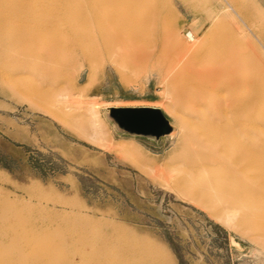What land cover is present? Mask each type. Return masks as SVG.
Here are the masks:
<instances>
[{"label": "rangeland", "instance_id": "rangeland-1", "mask_svg": "<svg viewBox=\"0 0 264 264\" xmlns=\"http://www.w3.org/2000/svg\"><path fill=\"white\" fill-rule=\"evenodd\" d=\"M43 1L30 4L48 21ZM164 2L172 16L163 25L170 24L169 38L180 49L163 47L157 36L155 55L144 63L93 61L85 43L75 57L58 47L59 61L69 62L65 68L37 65L20 40L0 51V201L20 214L24 231L48 233L52 244L64 241L67 248L73 237L84 240L78 249L91 264L103 259L93 253L99 244L87 242L104 234L107 251L118 253L127 240H140L159 248L170 264H264L263 205L255 207L260 218L254 222L241 215L245 195L189 193L211 181L219 163L213 149L188 139L179 118L190 115L171 96L176 74L192 67L206 71L222 58L218 50L211 63L195 59L209 46V29L216 36L229 30L241 50L239 71L264 84V0H153ZM64 22L55 27L60 34ZM168 62L175 66L172 75L165 74ZM33 89L51 97L36 100ZM61 93L65 104L54 109ZM120 108L155 109L168 130H125L116 115ZM227 211L238 213L229 223L223 220ZM73 259L80 264L79 255Z\"/></svg>", "mask_w": 264, "mask_h": 264}, {"label": "bare ground", "instance_id": "bare-ground-1", "mask_svg": "<svg viewBox=\"0 0 264 264\" xmlns=\"http://www.w3.org/2000/svg\"><path fill=\"white\" fill-rule=\"evenodd\" d=\"M37 2L31 0L33 4ZM43 2L41 6H49L51 11L48 21L43 19L39 8L31 6L30 0H0V41L6 40V43L0 42V51L20 40L37 65L65 68L69 62L59 61L60 46L66 49L69 57H75L77 52L82 53L85 43L91 50V60H118L127 66L151 60L155 55L157 36L163 47L166 44L173 51L180 49L169 38L173 31L170 24L163 25L172 16L166 9V2L160 6L153 0ZM60 5L65 8H59ZM233 13L237 15L235 11ZM61 20H65L61 25L65 34L58 33L55 28ZM14 21H33L35 26L16 28L12 24ZM205 41H210L209 46L195 59L200 63L204 60L211 63V56L218 50L224 51L222 58L206 71L192 67L176 74L172 80L176 83L172 99L183 113L190 115L186 119L179 118V122L188 128V139L197 147L213 149L212 157L219 163L211 181L189 193L245 195L246 212L241 215L250 214L255 222L260 218L255 207L264 206V84L260 78L239 71L241 63L235 58L241 50L235 46L229 30L216 36L213 29H209L204 35ZM174 58L183 59L181 56ZM174 68L168 62L165 74L172 75ZM33 92L36 100L51 97L43 91L33 89ZM65 100L64 93L57 94L53 108L63 107ZM48 112L51 111L48 109ZM118 118L121 121L119 115ZM167 130L168 126L163 122L153 133ZM10 209L8 201H0V264H76L75 255L80 256V264H91L92 260L86 259L78 249L84 240L73 237L70 248L64 241L52 244L48 239L50 234L24 231L19 227L22 218L20 214L13 215ZM237 214L227 211L223 220L229 223ZM71 234L74 235L73 231ZM113 234L123 236L119 229H114ZM107 242L109 238L105 234L97 237L95 243L87 242L91 248L99 244V249L93 253L96 252L97 258L101 256L102 264H170L159 248L140 240H127L118 246V253L107 251Z\"/></svg>", "mask_w": 264, "mask_h": 264}, {"label": "water", "instance_id": "water-1", "mask_svg": "<svg viewBox=\"0 0 264 264\" xmlns=\"http://www.w3.org/2000/svg\"><path fill=\"white\" fill-rule=\"evenodd\" d=\"M116 115L120 116L119 121L125 130L139 134H159L153 133V130L165 122L157 110L149 108H120L117 109Z\"/></svg>", "mask_w": 264, "mask_h": 264}]
</instances>
